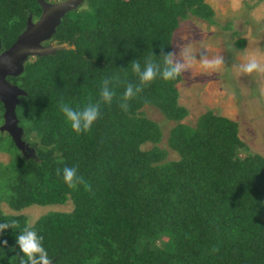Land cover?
<instances>
[{
    "label": "trees",
    "instance_id": "obj_1",
    "mask_svg": "<svg viewBox=\"0 0 264 264\" xmlns=\"http://www.w3.org/2000/svg\"><path fill=\"white\" fill-rule=\"evenodd\" d=\"M28 12L39 16L36 0H0V49L24 28ZM188 15L210 22L213 11L204 0H83L42 42L68 47L29 56L19 75L6 77L24 91L14 111L29 150L22 155L7 137L15 153L5 165V201L16 214L0 223L16 219L23 227V207L69 200V211L32 223L52 264H264V157L248 152L236 122L210 110L194 125L180 122L187 114L177 103L181 76H158L127 111L120 107L126 84L137 83L131 62L143 67L153 53L162 63L161 48L171 51ZM109 78L111 104L101 105L89 132L77 134L61 102H95ZM145 105L173 123L166 143L177 159L167 160L158 146L162 132L141 113ZM145 142L151 147L141 149ZM65 166L75 167L91 191L69 189L56 172ZM18 231L0 235L12 244Z\"/></svg>",
    "mask_w": 264,
    "mask_h": 264
},
{
    "label": "rangeland",
    "instance_id": "obj_2",
    "mask_svg": "<svg viewBox=\"0 0 264 264\" xmlns=\"http://www.w3.org/2000/svg\"><path fill=\"white\" fill-rule=\"evenodd\" d=\"M213 11L211 21L187 16L180 20L172 36L171 51L180 58L185 47L190 46L195 55L188 71L181 74L175 84L177 103L187 114L180 122L194 125L197 117L206 110L235 121L237 136L247 146L250 153L264 157V72L243 74L238 66L251 56L264 63V0H204ZM243 39L242 45H237ZM221 55L224 65L216 70H205L199 60ZM141 113L156 122L162 132L158 146L167 150L166 159H177V154L166 143V134L173 124L153 106L145 105ZM1 122V121H0ZM0 132V190L8 194L7 184L10 175L5 165L15 153L9 144L10 137ZM151 144L145 142L141 149ZM8 153V154H7ZM2 205V204H1ZM5 211L10 212L6 204ZM71 202L63 204L29 205L18 212L25 215L27 223H33L41 214L50 211H69Z\"/></svg>",
    "mask_w": 264,
    "mask_h": 264
},
{
    "label": "clouds",
    "instance_id": "obj_3",
    "mask_svg": "<svg viewBox=\"0 0 264 264\" xmlns=\"http://www.w3.org/2000/svg\"><path fill=\"white\" fill-rule=\"evenodd\" d=\"M159 56L163 58L162 63L155 62V55L153 53L147 57L143 67L138 60L131 62L132 70L137 76V83L126 84L120 96V107L122 110L127 111L129 107L128 102L136 98L143 91V88L158 76L166 82L176 80L182 73L188 71L193 62L196 61L190 46L183 49L179 59L176 53L172 51L164 52L163 48H161ZM199 63L205 70L216 71L224 65V58L221 55L212 58L203 55ZM238 71L243 74H251L257 71L264 72V63L256 56H251L238 66ZM111 82L112 78L104 79L99 99L95 102L90 101L83 107L73 108L61 102L60 110L74 132L77 134L89 132L93 124L100 117L101 105L111 104L115 95L114 89L109 87ZM56 172L69 189H76L82 185L85 191H91V185L82 176L78 175L75 167L65 166L63 169L58 168ZM8 228L19 230L16 236V244L20 253L17 256L18 264H52V260L43 246V237L38 235L33 229L31 222L25 224L23 227H21V224L16 219L0 223V233ZM0 243L7 245L6 240Z\"/></svg>",
    "mask_w": 264,
    "mask_h": 264
},
{
    "label": "water",
    "instance_id": "obj_4",
    "mask_svg": "<svg viewBox=\"0 0 264 264\" xmlns=\"http://www.w3.org/2000/svg\"><path fill=\"white\" fill-rule=\"evenodd\" d=\"M40 14L32 20L28 12L24 28L16 35L14 41L0 50V103L2 105V124L0 130L5 131L13 145L22 155L26 154L27 144L23 141L22 128L17 124L15 105L19 103L18 95L24 94L16 84H11L6 77H15L22 71V63L29 56H45L60 48H67L66 43L42 44L55 32L61 18L67 12L76 9L83 0H36Z\"/></svg>",
    "mask_w": 264,
    "mask_h": 264
},
{
    "label": "flooded vegetation",
    "instance_id": "obj_5",
    "mask_svg": "<svg viewBox=\"0 0 264 264\" xmlns=\"http://www.w3.org/2000/svg\"><path fill=\"white\" fill-rule=\"evenodd\" d=\"M0 50H2V49H0ZM1 107H2V105H1ZM2 113H3V109H2V111H0V121H1L0 125L2 124ZM0 132L1 133L4 132L8 136V134L5 131H1L0 130ZM16 150L18 152H20L18 149H16ZM27 150H29V148ZM27 150H26V152H27ZM0 152H4V151L2 150ZM0 167H3V165H1ZM1 204L2 205L6 204L7 207L10 208L9 205L5 201V196L1 195V190H0V217L4 216V215L6 216V215L16 214V212L12 208H10V209H12V211H10V212L5 211L6 206L4 208V206H2ZM26 222H27V219H26ZM2 241H3V237L0 235V242H2ZM18 255H20V253H19V249H18L16 243H12V244L11 243H7V245H4L3 243H0V264H18V260H17V256Z\"/></svg>",
    "mask_w": 264,
    "mask_h": 264
}]
</instances>
